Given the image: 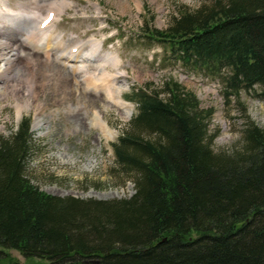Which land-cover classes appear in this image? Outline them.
<instances>
[{
	"label": "trees",
	"instance_id": "trees-1",
	"mask_svg": "<svg viewBox=\"0 0 264 264\" xmlns=\"http://www.w3.org/2000/svg\"><path fill=\"white\" fill-rule=\"evenodd\" d=\"M145 34L227 97L264 100V0H201ZM166 87L130 93L137 110L113 145L126 198L43 192L26 174L31 118L0 134V247L38 264H264V129L249 122L238 147L217 151L211 110Z\"/></svg>",
	"mask_w": 264,
	"mask_h": 264
},
{
	"label": "rangeland",
	"instance_id": "rangeland-1",
	"mask_svg": "<svg viewBox=\"0 0 264 264\" xmlns=\"http://www.w3.org/2000/svg\"><path fill=\"white\" fill-rule=\"evenodd\" d=\"M4 1L14 13L23 9L26 15L34 12L47 15L50 2L58 0ZM139 2L140 9L135 0H70L55 20L56 31L66 42H86L96 37L103 41L101 54L119 57L118 69L125 74L118 77L116 85L121 88L122 98L132 107L128 115L114 105L104 91L85 94L77 89L74 96L68 94L69 90L59 82L62 77L58 67L62 62L60 59H55L54 55L51 57L55 58L49 60L34 56H42L41 50L23 42L25 31H21L19 22L11 23L8 30L1 29L0 40L7 36L16 39L14 53L18 68L28 69L26 57L30 62L41 59L49 63L39 70L35 67L38 89L33 94L26 81L11 77L12 72L0 78V89L6 91V94L0 92V134L11 135L23 118H31V150L26 174L43 192L103 200L133 194L134 185L117 166L113 145L126 133L137 110L136 103L129 98L134 89L159 90L163 96L168 89L166 85L177 84L184 91L193 93L200 109L211 110L207 124L209 133L214 135L213 148L217 151L238 147L241 131L249 122L264 129V100L258 98L255 91L241 90L227 97L219 81L182 70L165 58L167 54L162 46L146 37V30H165L173 14L184 8H194L201 0ZM3 5L0 0V7ZM0 23H4L3 18ZM75 50L74 54L77 53ZM108 69L116 71L112 66ZM54 74L55 83L52 80ZM95 113L107 122L112 136L105 135L100 125L93 123ZM11 261L18 264L43 262L34 257L26 258L15 249L0 247V264Z\"/></svg>",
	"mask_w": 264,
	"mask_h": 264
},
{
	"label": "bare ground",
	"instance_id": "bare-ground-1",
	"mask_svg": "<svg viewBox=\"0 0 264 264\" xmlns=\"http://www.w3.org/2000/svg\"><path fill=\"white\" fill-rule=\"evenodd\" d=\"M2 1L4 7H0V16L4 19V23H0V35H3L1 32L2 28L7 29L11 23L19 22L22 29L21 31H25L22 37L23 42L32 48L41 50L42 56L38 54H34V56L40 58L44 57L45 60H49L50 57L54 55L56 58L51 57V59L55 58L62 61L58 64L59 69H61L59 71L61 72L60 76H62L61 79L59 77L61 80H59V82L69 90L67 92L68 94L74 96L77 89H81L84 91L82 93L85 94L90 91L101 90L105 92L109 100L113 102L114 105L118 106L122 112L127 115L129 114L132 107L122 98L121 88L116 85L118 77L121 74H125V71H120L118 69L120 62L119 57L111 53L101 54L100 48L103 41H99L96 37L86 42L75 41L73 44H70L65 41L61 34L57 33L55 26L56 17L64 12L70 0L50 2L51 5L47 15L38 12H34L32 15H26L23 9L18 13H14L11 12L6 1ZM135 1L140 9L141 4L139 0ZM96 6L98 7V4H96ZM15 43L16 39L10 36H7L4 40H0V78L8 76L10 74L9 72H12L13 76L11 77H18L26 81L32 94L36 93L38 81L36 77L37 69L35 67L39 70V67H46L49 63L41 59H33V61L30 62L29 57H26L28 59L26 64L29 65L28 69L24 71L18 68V64L15 62ZM73 49H76L75 51H77V53L74 54ZM31 64L32 67H30ZM108 66L115 67L116 71L111 72ZM32 68L35 71H33ZM67 71L73 76L68 74ZM55 75L56 74L52 75L53 82L56 80ZM70 78H72L74 84L70 83ZM72 80L71 82H73ZM32 83H36V86L33 87ZM0 92L6 94V91H3V89H0ZM93 123L100 125L103 132L108 137L113 135L107 122L99 113L94 114Z\"/></svg>",
	"mask_w": 264,
	"mask_h": 264
}]
</instances>
